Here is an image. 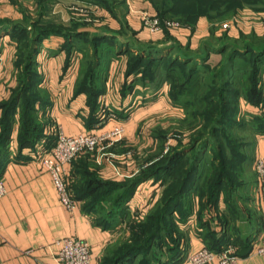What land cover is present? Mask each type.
Returning a JSON list of instances; mask_svg holds the SVG:
<instances>
[{
  "label": "crops",
  "instance_id": "0c3cea01",
  "mask_svg": "<svg viewBox=\"0 0 264 264\" xmlns=\"http://www.w3.org/2000/svg\"><path fill=\"white\" fill-rule=\"evenodd\" d=\"M104 3L109 2L106 0ZM73 5L80 7L79 11L82 12H89L94 8V22L85 19L84 26H77L78 31H72V19L80 20L77 18L79 14L73 13ZM110 6L109 9L93 0H0V20L7 21L9 27L37 22L47 26H59L64 32L69 31V36L82 33L70 37L74 45L83 46L95 37L100 39L101 45L108 44L109 52L96 63L97 79L92 77L100 83L98 88L94 87L93 94L97 97L98 107L93 118L87 105L90 88L78 90L74 94L77 80L81 77L80 63L77 58L72 61L70 59L69 63L65 61L66 54L58 45L65 41L64 36L53 33L42 40L37 55L38 70L42 74L44 72L42 84L47 85L52 102L49 115L66 136L86 132L100 133L122 123V138L107 150L114 154L115 167L130 178L138 174L146 164H142L139 157L149 154L155 146V138L151 137L150 143V139L146 137L148 132L151 136L152 123L145 120H150L149 115L156 110L177 111L178 108L170 102L167 80H159V74H145V71L136 67L135 70L134 67L130 70L129 54L143 53L146 47H155L159 51L158 57L166 54L173 56L176 52L171 53L170 49L176 45L198 50L209 37L211 29L208 19L201 16L194 29L182 27L150 31L143 26L139 16L140 10L146 9L153 13L146 0H112ZM262 31L258 26L253 32L260 37L264 35ZM212 32L216 36L221 33L215 30ZM224 33L231 38H237L240 31L236 26ZM2 40L0 59L2 62L4 57L7 65L12 58L10 47L13 49L15 43L6 35ZM51 49H58L56 53L63 54V58L56 59L59 57L46 54ZM146 55L144 52V57ZM220 56L217 52L210 53L205 64L217 65ZM259 86L262 91L261 103L251 104L245 98L239 97L241 113L261 119L251 129L253 139L250 168L254 174L250 187H247L244 194L237 195L234 205L225 198V192L222 193L217 204L205 211L203 220L198 221L194 212L184 221L177 222L182 234L179 244L181 257L175 262L161 254L160 259L150 261L151 264H189L188 255L207 247L208 244L218 245L220 248L233 244L239 264H264V256L256 253L263 222V201L254 168L256 158L264 156V69L260 74ZM6 94V88L0 84V99L3 95L7 96ZM126 114H129L127 119H122V115ZM170 144L168 140L164 143L163 153ZM17 152V142L13 138L9 144V154L0 168V181L5 188V194L0 195V264H43L53 261L60 247L57 240L71 236L88 242L91 251L90 264H103V257L109 246L116 247L129 241V222L126 217L133 215V210L139 206V212L143 210L140 194L147 192L143 189L141 192L137 190L146 180L133 191L132 198L124 209L125 217L112 225L101 226L96 219L109 211L112 205L101 203L100 207L89 208V197H81L73 187L78 184L79 173L83 171L88 160L84 153L64 166L69 188L76 200L75 208L69 211L61 204L53 181L42 165L41 155L46 152V141L43 139L34 148L21 150L24 155L21 158L16 157ZM92 162L96 165L93 159ZM100 168L102 171L97 170L96 174L102 179H125L116 174L107 163ZM148 182L151 184L152 181ZM151 190L148 197L152 194ZM138 259L139 256L135 257L130 264H137ZM215 263L216 260L203 264Z\"/></svg>",
  "mask_w": 264,
  "mask_h": 264
},
{
  "label": "trees",
  "instance_id": "16d2710c",
  "mask_svg": "<svg viewBox=\"0 0 264 264\" xmlns=\"http://www.w3.org/2000/svg\"><path fill=\"white\" fill-rule=\"evenodd\" d=\"M93 1L111 8L112 0H107L109 2L107 4L104 3L106 0ZM220 2L223 0H191L188 6L184 4L180 8L182 11L180 14L189 21L186 24L192 25L191 28H193L196 23L194 21L202 14H205L209 20L211 18L210 9ZM156 15L160 20L167 17L165 10ZM6 22L0 20V32H3L0 34V38L3 39L6 35L15 45H18L17 43L23 35L29 38V43L26 45V57L28 56L29 60L28 62L23 59L19 61L21 55L15 54L14 66L16 70L19 68L20 62H23L27 68L38 66L37 55L41 49L42 40L49 34L56 33L64 36L65 45H68L65 56L67 63L70 62L71 52L80 51V45L71 43L70 37L82 35V33L69 36V31L68 33L64 32L59 26L43 25L41 27L37 22L31 23V25L37 26V29L26 31L25 25L9 27L10 25ZM212 31H214L213 28H211L209 37L203 41L198 50L176 45L170 49L171 53L176 52L173 56L166 54L158 57L159 51L155 50V47H146L144 52L147 55L145 57L144 52H138L135 55L129 54L130 70L132 67L135 70L136 67L145 71V74L148 72H151L152 76L159 74V80H167L169 84L168 96L173 105L187 107V103L191 105L189 97L194 96H196L197 101L206 104L207 110L204 114L211 124L210 135L214 142L212 145L209 136H196L188 144L187 150L183 147L180 148L181 145L170 144L168 150L163 153L167 134L165 130L161 129L158 137H156V140L159 141V154L151 158L149 156L138 174L117 181L102 179L94 171V175L89 174L88 180L85 179L89 184L73 186L81 197L90 195L89 208L100 207L101 203L112 205L109 211L102 213L96 219L99 225L106 226L125 217L124 209L138 184L148 179H151L152 183H157V177L164 174H166L164 177L158 178L162 179L167 176L172 178V183L165 186L149 206L143 208L136 216L130 215L131 219L128 220L129 241L116 247L109 246L106 249L105 257H103V264H130L137 256H139L137 264H151L150 261L159 260L161 254L167 255L169 261L177 262L181 257L179 244L182 237L177 222L184 221L194 212L198 221L203 220L205 211L217 204L222 193L225 192V198L230 201L233 188H238V181L235 180L232 172L238 171L240 167H236L230 156L240 157V153L235 149L239 144L234 143L233 138L225 135L223 131L220 132L218 126L230 120L231 117L229 116L233 114L234 107L231 106V102L226 100V95H235L238 101L241 96L251 104L261 103L262 91L259 86V79L261 71L264 69V45L256 47L254 42L248 41V36H239L237 39H233L226 33L216 36ZM236 42L243 44L239 46ZM88 44L93 49L94 59L86 67L79 66L81 77L77 80L74 94L78 90L90 88L91 92L87 98V105L93 118L98 107L97 97L93 94L94 87L100 86V83L96 81V63L102 60L109 51H107L108 44L101 45L99 38H92ZM212 52L221 55L220 61L214 66L205 64ZM246 61L252 63L250 71H246L249 68L244 66ZM203 70L207 72V75L205 73L202 77L199 74ZM233 70L235 71L233 72ZM237 71L240 72L241 77H237L239 80L236 81L234 73ZM29 72L26 75L27 83L23 80L20 84L17 79L18 75H15V86L8 89V97L0 99V168H2L3 161L9 154V144L13 138L17 142L16 157L20 158L24 156L21 150L34 148L40 139L44 138L46 149H49L56 138L54 135L48 134V130L54 121L49 116V108L52 105L49 93L45 91L44 95L41 94L43 93V86L41 85L43 76L37 69L29 70ZM92 77L96 79L94 80ZM241 78L244 80L241 81ZM24 82L26 84L22 86ZM234 84H237L238 87L233 86ZM18 85H20V89L16 90L13 95V89ZM25 93L31 95L25 97ZM183 95L187 98L181 101ZM22 100L25 104L19 110L18 106ZM41 112L47 114L45 123L39 121ZM124 116L122 115V117ZM257 120L259 123L261 119L257 118ZM220 133L222 135L218 136L217 134ZM14 134L15 137H13ZM210 147H214L215 154L209 160L208 173L206 171L207 174L203 176L202 169L204 167L201 164L205 162L203 161L204 153ZM188 152H193L192 161L184 156ZM86 172L89 173L86 169L84 172L81 171L84 174ZM93 181L95 182L92 183ZM110 196L111 198L107 200ZM207 248L220 249L218 245L214 244H208Z\"/></svg>",
  "mask_w": 264,
  "mask_h": 264
},
{
  "label": "rangeland",
  "instance_id": "374dc122",
  "mask_svg": "<svg viewBox=\"0 0 264 264\" xmlns=\"http://www.w3.org/2000/svg\"><path fill=\"white\" fill-rule=\"evenodd\" d=\"M146 1H147L148 6H150L154 15L165 10V14H166L165 16H167V17H163L162 19L170 20V21L177 23V26L175 28L162 25L161 29L166 28V29L173 30V29H178V28H182V27H189V28L192 27V25L186 24L189 21L184 19L180 14V13H182L180 8L182 6H184V4L186 6H188L189 2L191 0H146ZM192 1H194V0H192ZM79 9H80V7L73 5V8H72L73 13L76 12V14H79L77 16V18H79L80 20L75 19V18L72 19V26H73L72 31H78L76 29L77 26H84L85 21H86L85 19H89L93 22L95 19V12H92L95 10L94 8L92 9V11L89 10V12H82V11H79ZM210 10H211L210 11L211 18L208 20L210 22V29L213 28L215 31H221V33L217 36H220L224 32L229 31L232 27L237 26L238 31H240L239 36H246V37L248 36V38H247L248 41L254 42V45H256V47L260 46V45H264V35L257 37V36H255V34L253 32L259 26L263 29L262 32L264 33V0H223V2H220L219 4L217 3V4L213 5V7ZM143 11H147V10L146 9L140 10L139 16L141 15V12H143ZM81 13H83V14H81ZM202 15H203V17H205V14H202ZM201 16H199L194 21L196 23L193 26V29L195 28L197 21ZM46 22H48V21L46 20ZM194 22H193V24H194ZM40 26L43 27L42 24H40ZM25 27H26V31H34L35 29L38 28L35 25H31L30 22H27ZM0 34H3V32H0ZM237 38H233V39H237ZM28 39L29 38L26 37V35H23L22 39L19 40L17 43L19 45V47H18V45H13V49H12V47H10L9 51H10V53H12V58L10 61H8L7 65H5V63H4V57H2L3 58L2 62L0 59V84L4 85V87L6 88V91L8 93V94H6L7 96L3 95L2 96L3 98L8 97V95H9L8 89L10 87L15 86V84H16L15 75H18L17 79H18V82H20V84L22 83L23 80L27 83L28 78L26 75H28V73H30L29 70L37 69V71H38L37 65L33 66V68H32V66L27 68L26 65L24 66L23 62H20L19 68H17V70H16V67L14 66L15 54L21 55V59L19 61H22V59H23L24 61L28 62L29 57L28 56L26 57V55H27V46L26 45L29 43ZM2 41H3L2 38H0V44L2 43ZM241 42H236V44L241 46L243 44ZM3 43H5V42H3ZM58 45H59V48H62L64 50V53L66 54V50H67L68 45L66 46L65 42L59 43ZM81 47H83V48H81ZM79 49H80L79 52L75 51V52L70 53V57H72L70 59L72 61V60H74V58H77L79 60L80 65H83L84 67H86L94 59L95 54L93 52V49L90 48L89 44H87V43H84L83 46L79 47ZM57 51H58V49H57ZM57 51L51 49L48 52L46 51L47 52L46 54L49 53L50 57H55V56L59 57L56 59L63 58V54H57L56 53ZM43 57L45 58L46 55H44ZM220 59H221V56L219 58V61H220ZM244 66L249 67L248 69H246V71L247 70L250 71V69L252 68L251 67L252 63L246 61V63H244ZM84 69L86 70L87 68H84ZM43 70H44V68H43ZM234 71L235 70H233V72ZM205 73L207 75V72L203 70L200 72L199 75L203 77L205 75ZM43 74H44V72H43ZM43 74L41 73L42 76H43ZM234 75H236L235 80L236 81L239 80V78H237V77H239L241 75L240 72L237 71L234 73ZM243 80L244 79L241 78V81H243ZM25 82L23 83L22 86H24L26 84ZM41 85L43 86V93H41V94L44 95L45 91L48 92V89L46 88L47 85L45 83L41 84ZM233 86L236 87L237 84H234ZM18 89H20V85H18L17 87H15L13 89V95L15 94V91ZM28 95H31V94L25 93V97ZM226 97H227L226 100L231 102V106L234 107L233 108V114H231V116H229V117H231L230 120H227V122H225L223 125H219L218 127L220 129V132L223 131V133L225 135H229L231 138H233L234 143H237V145L239 144V146H237L235 149L238 151V153H240V157L239 156L236 157V155L230 156L232 162H234L236 167H238V168L240 167L238 171L235 170L232 172L234 177H235V180L238 181V188L234 187L233 191L231 193L230 204L232 203V205H234V203H236L237 195L244 194V192H246L247 187H250V184L253 181L254 172L250 168L251 167L250 161H251V156H252L251 143H252V139H253V137H252L253 131L251 129L254 128L256 124H258V120L255 117L245 116V115H243V113H241V111L239 110V101H238V98L235 97V95L233 96L232 94H228V95H226ZM186 98H187V96L183 95L181 97V101L185 100ZM189 98H190L189 101H190L191 105H189L186 102L187 107L177 106V108H178L177 111L172 110V109L167 110V111L156 110L149 115L150 120H145V122H150V124L152 123L151 124V136L148 132V134H146V137L150 139V143H151V139L155 138L153 143L156 147L154 146L152 151L149 154H143L144 156L142 155L141 157H139L141 159L140 161L142 164L146 163V160L148 159L149 156L151 158V157H155L156 155L159 154V149H158L159 141L156 140V137H158V133L161 129L166 131L167 140L169 143L171 142V144H173L174 146L176 144L178 146L181 145L180 148L183 147L185 150H187L188 144L196 136H203V137L209 136L210 142L212 141V145H213L214 140H213V138H211V135H210L211 124H209V122L206 119V116L204 114V112L207 110L206 104L204 102L197 101L196 96L189 97ZM24 104L25 103H23V100H22V102L19 103V106H18L19 110L23 108ZM41 113L42 114L39 117V121L42 123H45L47 121V114L45 115V114H43V112H41ZM128 116H129V114H126L124 117H121V118L126 120ZM50 118L52 119L51 116H50ZM201 126H202V131H201ZM217 135L220 136L222 134L220 133ZM43 139L44 138L40 139L38 142L43 141ZM179 140H180V142H179ZM198 147H199V145H198ZM84 154L88 157V160L86 161V166L84 167L82 172H84V170L86 169V170H88L89 173L86 172V174H87L86 175V174L80 172L79 173V180L77 181L78 184L76 183V185H82L84 183L89 184L87 181L88 175L89 174H91V176L94 175L95 174L94 171H97V170L102 171V169L100 167H102L103 165H98L99 167H97L92 162V159H93L92 155L90 153H84ZM192 154H193V152H188V153H185L184 156L188 157L189 161H192ZM214 154H215L214 153V147H212V148L210 147L204 153L205 158L203 161H205V162H203L201 164V166L203 165V167H204L202 169L203 176L208 173V171H209V160L213 157ZM206 171H207V173H206ZM164 175H166V174H164ZM164 175H161L158 177H164ZM158 177L156 180L157 183L151 182V184H149L148 180H151V179H148V180H146L147 182L145 184H143V186L137 190L138 192H141V190L143 189L147 192V193H141L140 194L142 197V199H140V205L143 208L145 206H149L152 203L153 199L155 200L156 196L158 197V195L164 189V187L169 186L172 183V178L170 176H167V177L162 178V179L158 178ZM85 179H87V180H85ZM94 182L95 181H93L92 183H94ZM150 186H152V188H151L152 190L150 189ZM144 187H146V188H144ZM150 190L152 191L151 192L152 194L150 197H148ZM234 195H236V196H234ZM89 196L90 195H88V197ZM110 198H111V196L108 197L107 200H109ZM232 201H234V202H232ZM139 207L136 210H133V216H136L139 213ZM144 214L141 215V219L144 216ZM126 219L130 221V219H131L130 214H129V216L126 217ZM137 219H138V217H137Z\"/></svg>",
  "mask_w": 264,
  "mask_h": 264
},
{
  "label": "built area",
  "instance_id": "2783aa9c",
  "mask_svg": "<svg viewBox=\"0 0 264 264\" xmlns=\"http://www.w3.org/2000/svg\"><path fill=\"white\" fill-rule=\"evenodd\" d=\"M140 19L143 25L150 31H158L161 26L175 28L177 23L170 20H160L158 16L148 10L141 12ZM56 138L54 144L46 149L41 155L42 165L49 173L61 204L69 211L76 206V200L69 188V179L64 173V166L72 162L82 153H90L96 165L105 163L111 165L116 174L127 177V174L120 172L114 163L113 152L107 150L108 147L119 141L124 133L122 123L116 124L110 130L100 133L86 132L77 135L66 136L61 129L53 124L48 130ZM254 168L260 187V194L263 201V222L261 226V236L256 253L264 256V156H259L255 160ZM5 194V188L0 181V195ZM60 245L53 261L43 264H90L91 251L87 241L71 236L57 240ZM216 260L215 264H239V257L233 244H227L219 250L203 247L191 253L187 257L189 264H203Z\"/></svg>",
  "mask_w": 264,
  "mask_h": 264
}]
</instances>
